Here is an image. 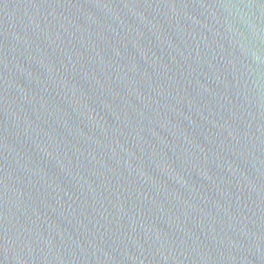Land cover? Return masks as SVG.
Wrapping results in <instances>:
<instances>
[{"label":"water","instance_id":"water-1","mask_svg":"<svg viewBox=\"0 0 264 264\" xmlns=\"http://www.w3.org/2000/svg\"><path fill=\"white\" fill-rule=\"evenodd\" d=\"M0 264H264V0H0Z\"/></svg>","mask_w":264,"mask_h":264}]
</instances>
